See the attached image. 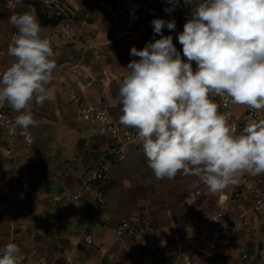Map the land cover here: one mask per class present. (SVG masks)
<instances>
[{
	"label": "crops",
	"instance_id": "0c3cea01",
	"mask_svg": "<svg viewBox=\"0 0 264 264\" xmlns=\"http://www.w3.org/2000/svg\"><path fill=\"white\" fill-rule=\"evenodd\" d=\"M67 1L76 18L87 17L89 21V25L81 28L72 39H62L52 21L46 22L39 14L33 15L41 25V36L51 41L57 67L48 86L49 99L42 105L35 101L29 104L37 125L27 130L16 125L21 138L28 135L33 141L28 146L21 141L13 158L0 155V200H7L11 208L6 216L0 215V249L9 242L25 250L37 248L53 264H64L70 255L76 264H165L148 260L145 241L133 235L118 237L115 223L146 216L162 239L173 242L178 225L205 220L210 211L200 219L197 204L189 195L179 212L170 207H153L148 214L132 217L138 209L128 190L138 182H132L128 172L134 160L146 159L142 145L132 146L125 161L109 168L108 181L101 183L93 194L85 195L77 206L56 203L53 199L73 188L81 168L105 147V138L97 132L95 124L74 118L79 104L102 99L113 118L120 121L119 88L128 74L127 65L139 59L130 55V49H143L153 40V30L118 36L125 0ZM166 7L159 6V18L174 19L176 28L165 27L163 35L173 37L174 46L186 61L178 34L191 17L192 7L184 5L183 0L170 14L165 12ZM11 15L13 13L0 3V42L3 45L17 30L9 23ZM8 67V62L0 59L1 70ZM72 92L79 96L78 102H70ZM248 109L236 105L238 114L243 115ZM11 110L15 120L18 113ZM259 119H264V111ZM98 195L104 198L103 203L95 202ZM228 216L233 230L224 232L209 258L195 255L194 264H264V223L250 214L247 224L241 225L239 212L233 204H230Z\"/></svg>",
	"mask_w": 264,
	"mask_h": 264
},
{
	"label": "clouds",
	"instance_id": "9594fccd",
	"mask_svg": "<svg viewBox=\"0 0 264 264\" xmlns=\"http://www.w3.org/2000/svg\"><path fill=\"white\" fill-rule=\"evenodd\" d=\"M180 2L168 0L165 12ZM183 3L192 7L178 34L186 61L173 37L163 35L165 27L176 28L175 20L153 19V40L143 49H130L139 59L127 65L119 88L120 123L137 130L156 179L193 175L216 193L238 184L245 174H264V119L246 123L238 134L229 123L231 113H221L211 98L264 111V0ZM9 23L17 29L7 49L15 59L0 73V107L7 102L18 113L15 124L27 130L38 123L29 104L49 99L57 65L36 17L13 14ZM22 260L15 243L0 249V264Z\"/></svg>",
	"mask_w": 264,
	"mask_h": 264
},
{
	"label": "built area",
	"instance_id": "2783aa9c",
	"mask_svg": "<svg viewBox=\"0 0 264 264\" xmlns=\"http://www.w3.org/2000/svg\"><path fill=\"white\" fill-rule=\"evenodd\" d=\"M2 6L13 14L30 13L39 14L44 19L51 20L57 27L62 39H72L77 36L81 28L89 25L87 17L76 18L67 0H0ZM124 19L117 28L119 37L128 33H142L153 30L151 21L159 18V6L169 7L168 0H125L123 2ZM14 30L6 45L0 42V59H5L9 67L14 57L8 55L7 49ZM4 71L0 68V73ZM219 105L221 113H231L229 123L234 124L239 134L246 123L253 119L258 120L261 112L248 109L243 115L238 114L236 105L230 100L219 96L211 97ZM78 102L79 96L72 92L70 102ZM74 118L80 122H89L96 125L97 132L105 138V147L98 151L97 156L83 166L78 176L77 184L62 193L54 196L56 203H64L75 207L88 193L100 187L101 183L108 181L109 168L122 162L132 146H141L137 138V130L123 126L120 121L113 118L110 108L106 104L97 102L80 103ZM0 155L7 158L15 157V148L21 141L27 146L33 141L32 137L25 135L21 138L15 124L11 107L5 102L0 107ZM212 192L204 184L196 189V195H210ZM100 194V193H99ZM214 208L205 220L185 222L175 228V240L170 242L162 239L158 229L143 218H125L115 223L114 229L118 237L133 235L145 241L147 245V258L153 263L165 264H194V256L209 258L219 246L225 231L233 230L229 218L230 204L239 212L238 221L246 225L248 216L253 214L264 223V174L252 176L245 174L240 182L226 189L216 192ZM96 203H103L104 198L98 195ZM7 200H0V215L6 216L10 212ZM146 213V212H145ZM144 213V214H145ZM14 228V219L11 221ZM18 246V245H17ZM21 249L23 260L21 264H53L49 262L37 248ZM75 249L77 247L75 246ZM248 257L247 254L243 255ZM264 259V253L262 254ZM64 264H76L72 255L67 256ZM257 264V263H252Z\"/></svg>",
	"mask_w": 264,
	"mask_h": 264
},
{
	"label": "rangeland",
	"instance_id": "374dc122",
	"mask_svg": "<svg viewBox=\"0 0 264 264\" xmlns=\"http://www.w3.org/2000/svg\"><path fill=\"white\" fill-rule=\"evenodd\" d=\"M128 173V178L132 182H138L136 186H131L128 190L138 209L137 214L132 217L145 212L148 214L153 207L159 209L170 207L179 212V207L181 208L183 203H186L189 195H192L194 203L197 204V214L199 213L197 216L200 219L214 208L215 193L212 192L210 195L195 194L196 189L204 185L196 176L178 174L172 180L167 178L158 180L149 168L147 158L141 159L140 157L134 160Z\"/></svg>",
	"mask_w": 264,
	"mask_h": 264
},
{
	"label": "water",
	"instance_id": "95a60500",
	"mask_svg": "<svg viewBox=\"0 0 264 264\" xmlns=\"http://www.w3.org/2000/svg\"><path fill=\"white\" fill-rule=\"evenodd\" d=\"M97 103L106 104L105 101H102V99H98Z\"/></svg>",
	"mask_w": 264,
	"mask_h": 264
},
{
	"label": "trees",
	"instance_id": "16d2710c",
	"mask_svg": "<svg viewBox=\"0 0 264 264\" xmlns=\"http://www.w3.org/2000/svg\"><path fill=\"white\" fill-rule=\"evenodd\" d=\"M46 22H51V20L45 19Z\"/></svg>",
	"mask_w": 264,
	"mask_h": 264
}]
</instances>
